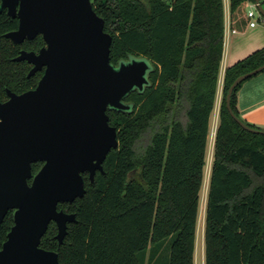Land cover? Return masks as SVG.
I'll use <instances>...</instances> for the list:
<instances>
[{
    "label": "trees",
    "instance_id": "trees-1",
    "mask_svg": "<svg viewBox=\"0 0 264 264\" xmlns=\"http://www.w3.org/2000/svg\"><path fill=\"white\" fill-rule=\"evenodd\" d=\"M92 2L113 37L111 62L143 57L154 70L150 86L126 98L132 112L108 110L119 146L94 182L83 174L84 197L59 204V210L77 219L69 223L63 244L52 222L40 246L57 252L61 264H160V249L171 238L167 263L196 264L210 123L224 52V0H175L172 7L167 0ZM248 2L256 1L229 0L234 29L246 25ZM18 27L17 18L0 13V101L7 99V89L20 94L36 87L42 75L28 78L30 65L14 60L21 50L39 51L45 45L42 36L22 44L5 37ZM262 65L264 48L225 70L206 201L205 264H264V135L242 128L226 105L235 79ZM242 85L232 97L240 119ZM42 166L34 163L33 174ZM14 223V211H9L0 224V251Z\"/></svg>",
    "mask_w": 264,
    "mask_h": 264
},
{
    "label": "water",
    "instance_id": "water-1",
    "mask_svg": "<svg viewBox=\"0 0 264 264\" xmlns=\"http://www.w3.org/2000/svg\"><path fill=\"white\" fill-rule=\"evenodd\" d=\"M258 10L264 16L260 0ZM19 19L5 35L16 44L42 35L40 52L22 51L14 60L33 65L29 77L45 68L34 90L8 91L0 101V224L14 211V226L0 251V264H61L42 238L55 222L63 244L76 214L59 210L86 194L83 174L94 182L108 154L119 146L108 110L132 112L126 98L150 86L153 63L130 57L111 62L113 37L92 0H2L0 13ZM264 71V65L235 79L226 96L232 118L245 130L264 135L232 108L235 89ZM43 162L33 174V164ZM32 180L30 183L29 181Z\"/></svg>",
    "mask_w": 264,
    "mask_h": 264
},
{
    "label": "crops",
    "instance_id": "crops-1",
    "mask_svg": "<svg viewBox=\"0 0 264 264\" xmlns=\"http://www.w3.org/2000/svg\"><path fill=\"white\" fill-rule=\"evenodd\" d=\"M248 10L249 5L247 4L243 10V18L247 22L246 25L244 27H236L234 29L231 25L229 0H224V52L220 73V83L221 79L224 80L225 70L229 66L242 61L254 52L264 48V21L259 20L255 27H251L249 25L250 20L247 17ZM237 109L242 120L251 125L264 129V71L251 77L243 83L237 95Z\"/></svg>",
    "mask_w": 264,
    "mask_h": 264
},
{
    "label": "rangeland",
    "instance_id": "rangeland-1",
    "mask_svg": "<svg viewBox=\"0 0 264 264\" xmlns=\"http://www.w3.org/2000/svg\"><path fill=\"white\" fill-rule=\"evenodd\" d=\"M223 98V79H221L217 104L215 107V112L211 117L210 123V136H209V145L207 152V165L205 169V180L204 187L201 194V212L198 220V230H197V248L195 254V263L196 264H205V253H204V237H205V210H206V201H207V193H208V184L210 179V172L213 163V152H214V143L216 136V129L218 127V118L221 107V102ZM171 242V238L164 244L162 249L159 252V260L160 264H168L167 257L169 256V243ZM153 251V247H150L148 250V255H150Z\"/></svg>",
    "mask_w": 264,
    "mask_h": 264
},
{
    "label": "built area",
    "instance_id": "built-area-1",
    "mask_svg": "<svg viewBox=\"0 0 264 264\" xmlns=\"http://www.w3.org/2000/svg\"><path fill=\"white\" fill-rule=\"evenodd\" d=\"M167 1L170 3L171 7H172L173 3L175 2V0H167ZM248 5H249V10L247 12V17L250 20L249 25L251 27H255L258 24L259 20L264 21V16L258 10V3H256V2H248ZM216 131H217V129H216Z\"/></svg>",
    "mask_w": 264,
    "mask_h": 264
},
{
    "label": "flooded vegetation",
    "instance_id": "flooded-vegetation-1",
    "mask_svg": "<svg viewBox=\"0 0 264 264\" xmlns=\"http://www.w3.org/2000/svg\"><path fill=\"white\" fill-rule=\"evenodd\" d=\"M6 12H7V10H5ZM8 14V13H7ZM9 16V15H8ZM11 17V16H10ZM13 18V17H12ZM18 19V18H17ZM19 20V19H18ZM15 31V30H14ZM38 36H42V35H38ZM37 36V37H38ZM43 37V36H42ZM35 39V38H34ZM44 40V39H43ZM26 41V40H25ZM45 42V41H44ZM22 44V43H21ZM46 46V43H45V45L43 46V47H45ZM42 47V48H43ZM41 48V49H42ZM40 49V50H41ZM40 50L39 51H27V50H21L20 51V53H19V55L21 54V52L22 51H27V52H35V53H39L40 52ZM18 55V56H19ZM17 56V57H18ZM16 57V58H17ZM21 62H23V61H21ZM25 62H27V61H25ZM28 63V62H27ZM29 65H30V70H29V72H28V78H31V77H33V76H35L36 74H38V73H42V75H41V77H40V79H39V81H38V84H39V82H40V80L42 79V77L44 76V74H45V68H43L41 71H38L36 74H34V75H32L31 77H29V73H30V71H31V69L33 68V65L32 64H30V63H28ZM38 84L36 85V87H34V88H32V89H30V90H34V89H36L37 88V86H38ZM30 90H28V91H30ZM8 91H9V89H7V99L6 100H4V101H1V102H5V101H7L8 99H9V96H8ZM11 91V90H10ZM13 92V91H12ZM25 92H27V91H25ZM25 92H23V93H25ZM15 93V92H14ZM17 94V93H16ZM20 94H22V93H20Z\"/></svg>",
    "mask_w": 264,
    "mask_h": 264
}]
</instances>
